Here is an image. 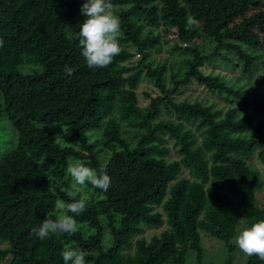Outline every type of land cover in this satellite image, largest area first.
Segmentation results:
<instances>
[{
  "label": "trees",
  "instance_id": "16d2710c",
  "mask_svg": "<svg viewBox=\"0 0 264 264\" xmlns=\"http://www.w3.org/2000/svg\"><path fill=\"white\" fill-rule=\"evenodd\" d=\"M84 2L0 0V116L16 131L0 158V264H64L66 247L84 251L86 264H187L189 251L194 264H214L203 261L201 231L223 243L222 264H232L240 223L264 219V171L252 165L255 158L264 170V100L207 65L220 58L231 70L264 72V0H111L121 52L106 68H89L71 38ZM188 16L199 26L186 29ZM163 47L168 56L158 61ZM257 79L264 84V73ZM142 81L150 84L144 107ZM189 89L209 97L176 98ZM160 105L174 119L159 117ZM122 123L136 128L133 140ZM47 124L65 126L77 146L59 144ZM77 160L105 165L111 186L88 185L103 196L86 197L75 234L40 240L33 229L46 213L71 202L67 168Z\"/></svg>",
  "mask_w": 264,
  "mask_h": 264
},
{
  "label": "clouds",
  "instance_id": "9594fccd",
  "mask_svg": "<svg viewBox=\"0 0 264 264\" xmlns=\"http://www.w3.org/2000/svg\"><path fill=\"white\" fill-rule=\"evenodd\" d=\"M111 0H85L81 13L85 19L80 25L79 32L73 39H78L89 68H106L121 52L119 37L121 35V19L113 11ZM198 21L192 16L187 17L186 29L198 27ZM0 37V48L4 46ZM64 72L72 75L73 69L64 67ZM73 183L68 191L71 202L57 200L56 211L46 213L42 224L33 233L40 240L58 233L75 234L78 231L76 217L81 215L88 206L84 195L90 184L93 188L107 191L111 186V177L105 165L98 170L86 166L81 161L70 162L67 168ZM235 244L247 256H258L264 260V219L251 224L238 233ZM85 252L78 248L66 247L62 252L64 264H86Z\"/></svg>",
  "mask_w": 264,
  "mask_h": 264
},
{
  "label": "rangeland",
  "instance_id": "374dc122",
  "mask_svg": "<svg viewBox=\"0 0 264 264\" xmlns=\"http://www.w3.org/2000/svg\"><path fill=\"white\" fill-rule=\"evenodd\" d=\"M205 46L207 47V44H205ZM208 48V47H207ZM155 54V53H154ZM264 54V52L262 53ZM229 55V53H228ZM168 56V52L166 51V47H163V49L159 52L155 54V58L158 61L163 60L164 58H166ZM230 56V55H229ZM231 57L237 58L234 53H231ZM169 63L172 66H176L174 63V57L173 55L169 56ZM208 68L209 69H214V70H218V71H222V72H226L228 73V81H227V86H233V88L239 89L241 90L243 96L249 98V99H254V98H259V100H264V84L258 80V76L261 74H263L264 72L261 71L260 67L257 66L253 71L249 72V73H243V72H239L236 71L234 69L231 70V67L226 65L225 62H223L220 58L214 60L212 63H208ZM233 67V66H232ZM25 68L28 71L34 70V69H38L40 68L39 65L37 64H26ZM167 72L165 73V80L167 82V85H170L168 78H167ZM150 87V84L148 82L142 81L138 88H137V93L139 95V103L140 106L144 107V96L142 95V91L143 90H147ZM206 92H200L198 89L196 90H192L189 89L187 90L184 94H178L176 95V98L178 100H182L183 98H189V99H193L195 97H209L207 95ZM229 101L230 98H229ZM161 106V115L159 117H166V118H171L174 119V113L171 112L170 114L168 112H166V110L163 109V106ZM185 126H190L191 129L193 130L194 134L197 136V142L200 141L201 135L199 134V130H197L193 125H189V124H185ZM124 131H125V136L127 138H129L130 140H133V138H135V136H137L136 131L134 132V130L136 129L135 127L130 126L127 123H122L121 126ZM45 130H47L49 132V134L55 138V141H57L59 144L61 145H73V146H77L76 141L71 139L69 136L68 131L66 130L65 126H59L56 124H47L44 125ZM15 143H16V131L13 128V126L11 125V123L9 122L8 118L3 115L0 116V158L1 156L8 150H11L12 148L15 147ZM173 154V153H171ZM174 155V154H173ZM252 165L255 168H258L259 170H261L262 172L264 171L262 169L261 164L254 158ZM184 175L188 176L187 171L185 170L183 172ZM264 174V173H263ZM72 183L73 181H71V187H72ZM259 187H264V176L263 178L260 180L259 183ZM86 197L88 199H93V200H97L98 198L102 197L103 194H100L96 191H94L92 188L86 190L85 193ZM159 211H161V209H157ZM56 211V209L54 208L51 212ZM164 219L165 214L163 213ZM248 227L246 225V223L241 222L236 235L234 236V238L232 239V242L235 244V239L236 236L238 235V233L240 231H242L244 228ZM167 228V223L164 222L161 226L159 227H146L145 231L141 234L144 237H146L147 239H149L152 235L154 234H158L160 231H162L163 229ZM84 231L86 232H90V230L88 228H84ZM202 234V244H203V248H204V256H203V261L205 263L207 262H212L214 264H218V263H223V260L226 258L227 256V252L225 249V246L223 245L222 242L218 241L217 239L203 233L201 231ZM139 237V235H138ZM109 244V243H108ZM235 250L233 251V260H232V264H244L247 255H245L239 248L238 246L235 244ZM187 264H194L195 260H194V256L192 254V252H188L187 253Z\"/></svg>",
  "mask_w": 264,
  "mask_h": 264
}]
</instances>
